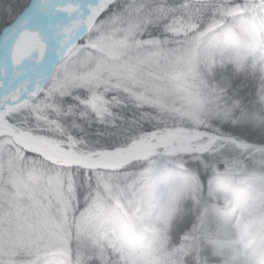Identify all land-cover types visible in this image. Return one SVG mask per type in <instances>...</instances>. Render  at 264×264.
<instances>
[{
    "label": "snow or ice",
    "instance_id": "6c2138e0",
    "mask_svg": "<svg viewBox=\"0 0 264 264\" xmlns=\"http://www.w3.org/2000/svg\"><path fill=\"white\" fill-rule=\"evenodd\" d=\"M0 264H264V0H0Z\"/></svg>",
    "mask_w": 264,
    "mask_h": 264
},
{
    "label": "trees",
    "instance_id": "16d2710c",
    "mask_svg": "<svg viewBox=\"0 0 264 264\" xmlns=\"http://www.w3.org/2000/svg\"><path fill=\"white\" fill-rule=\"evenodd\" d=\"M25 2H29V0H25Z\"/></svg>",
    "mask_w": 264,
    "mask_h": 264
}]
</instances>
